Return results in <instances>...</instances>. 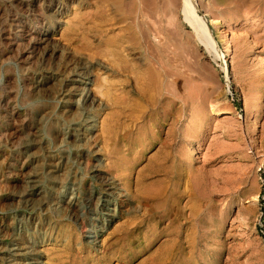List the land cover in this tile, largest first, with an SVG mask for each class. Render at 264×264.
<instances>
[{
    "label": "rangeland",
    "instance_id": "rangeland-1",
    "mask_svg": "<svg viewBox=\"0 0 264 264\" xmlns=\"http://www.w3.org/2000/svg\"><path fill=\"white\" fill-rule=\"evenodd\" d=\"M114 1L71 0L66 7L67 17L56 20L48 10V0H0V17L4 18L0 23V264H30L24 256L8 257V248L15 239L23 240L24 234L17 229L26 221L35 223L37 228L44 227L43 234L29 235L42 250L38 258L45 261L44 264H149L152 261L161 264L168 257L182 264H264V97H257L258 84L261 79L264 81V0H196L197 13L206 18L215 17L223 25L225 34L206 25L218 46L217 54L198 40L197 33L184 20L180 0H174L180 5L164 0L168 1L164 8V1L153 0V4L145 1L148 8L153 7L154 14L146 9L148 13L140 18L155 23L146 22L145 26L149 27L146 30L142 25L137 26L133 35L125 30L119 32L115 24L107 31L109 23L105 19L118 11L110 6ZM128 1L120 5V10H128ZM140 1L131 11L136 13L139 9L143 15L146 7L142 10ZM170 1L177 8L174 9ZM160 10L168 15L164 13L162 17ZM174 12L176 14H171ZM67 21L72 28L74 26L73 30ZM44 24L55 26L57 42L89 66L96 82L102 77L99 80L102 86L95 89L102 107L93 114L94 128L89 132L85 153L78 159L72 146L59 148L60 133L73 118L71 113L59 112L47 93L36 97L32 88L33 77L41 70L38 36ZM155 24L161 26V29L155 27L154 32L159 30L158 36L153 32ZM168 30L173 33L168 35ZM62 32L71 40L64 39ZM116 33L125 36L115 62H110L115 70L111 73L107 69L105 37ZM157 57L161 58L159 64ZM146 58L151 59L158 81L151 90L156 110L150 117L144 115L150 103L132 91L133 80L122 87L119 82L125 79L126 72H118L121 70L118 65L125 63L129 67L131 63L141 62L136 69L145 76L148 71ZM49 66L55 73L64 70L61 64ZM107 81L114 84L111 91ZM122 91L128 93V97L124 95L127 99ZM118 95L123 98L119 105L109 100ZM132 102L140 104L139 107H133ZM215 111L224 113L218 115ZM106 114L114 115L109 133L102 132ZM74 119L79 125H88L83 118L76 116ZM126 133L128 138L137 135V142L133 144L135 152L127 150L126 137L122 138ZM36 136L41 138L39 144H35ZM195 143L201 144L202 151L198 156H191L190 150ZM160 144L169 154L171 165L172 182L163 199L171 208L158 206L157 212L150 217L148 206L141 208L140 197L134 193V171L160 149ZM182 147V157L186 160L184 190L170 193L178 179L177 162ZM48 149L53 154L61 151L67 155L68 160L62 166L63 175L68 173L67 177L47 189L46 205L36 202L33 207H24L15 195L22 189V181L30 167L42 174L44 184L51 182L46 172L51 159L46 152ZM29 150L33 152L32 157H28ZM119 155L123 158L122 169L117 171L111 169L109 163ZM94 165H98L95 167L104 177L115 178L112 185L119 194L114 220L95 240H88L85 235L90 223L94 224L95 233L98 227L88 218L86 207H81L80 216L72 219L67 217L65 210L49 204L56 200L61 186L70 182L76 185L75 194L79 199L87 187L93 196L102 192L107 183L90 177ZM118 177L128 178L130 192L126 193L128 188ZM125 194L128 196H121ZM253 197H256L254 202L251 201ZM157 217L160 223L153 227L156 232L153 241L146 242L141 235L142 218L146 222L156 221ZM150 230L147 229V233ZM144 244L147 246L142 251L140 247ZM101 253L105 258L100 257Z\"/></svg>",
    "mask_w": 264,
    "mask_h": 264
},
{
    "label": "bare ground",
    "instance_id": "bare-ground-1",
    "mask_svg": "<svg viewBox=\"0 0 264 264\" xmlns=\"http://www.w3.org/2000/svg\"><path fill=\"white\" fill-rule=\"evenodd\" d=\"M145 1L146 2L148 1L147 2L148 4L149 3L153 4V0H141L140 1L139 4H141V2L143 4L142 10L145 9V12L143 13V15H142V13L140 12L139 9L136 10V13H133L131 11V7H134L136 4L138 5V3H137L138 0H129L128 2L130 4L128 6L129 7L128 10H126V9L125 10H122V9L120 10V8L123 5V3L125 2V0H115L114 2H111L110 6L112 5V7L115 8L116 11L117 10L118 11L116 13H114L113 16H110L108 19L107 18L105 19V20H108V23H109V24H107V28H108L107 31H110L112 29L111 27L114 26L113 24H115L114 28H117L118 30H120L119 32L125 30V31L128 32L127 34H129V35H133L135 33V31L138 28L137 26L142 25L144 30L149 28V27H147L145 25L147 23H149V25H150L152 22L155 23V21L153 20L151 23L146 21L147 22L146 23V22L143 21L142 18H140V15L143 17L145 15V13H148L147 12L148 10H149L150 13L153 10V7L151 8L150 5H149L150 8H148V6H147L148 4L144 3ZM159 1H164V0H159ZM172 1H174V0H172ZM172 1H170L169 3H171L173 5L172 7H174V9L177 8V5H176V7L174 5L178 4L179 2L175 3L176 1H174L175 4H173ZM157 2H158V0H157ZM165 2H168V1H164L163 2L164 3V4H162L163 8H164V5H166ZM180 2H181V10H182V15L184 17V20L194 30L195 34L197 33L198 40L202 41L204 43L203 45H205L207 47H210L214 54H215V52L217 54V52L219 51L218 46H217L216 42L214 41L213 37L211 36V34L208 32L206 25H212L215 28L216 32H220V33L223 32L224 33L222 23L219 20L215 19V17L213 18V17L210 16L209 18H206L203 14L200 15L199 13H197L196 0H180ZM70 3H71V0H69V1L68 0H48L47 6H48V10L51 13V16L54 19L58 20L59 18H63V17L66 16V14H67V8L66 7L68 6L67 4H70ZM178 5H180V4H178ZM144 7H146V8H144ZM162 7H160V8L162 9ZM169 7H167V8H169ZM20 8H22V7H20ZM146 9H147V11H146ZM156 9H157V7H156ZM169 10H170V8H169ZM158 11H155V12H158ZM162 11H163V14H162V17H163L165 12H164V10H162ZM165 14L168 15V13H165ZM171 14L174 15L176 13L174 12V13H171ZM148 15H150V14H148ZM173 15H172V17H174ZM169 17L171 18V16H169ZM169 17H167V18H169ZM74 19H76V18H74ZM156 19H158V18H156ZM2 20H4V18L0 17V23L2 22ZM67 23H68V25H70L69 21H67ZM120 23L123 24V28L121 27ZM159 24L160 23L158 22V25ZM173 24H174V22H173ZM51 25L44 24L40 28V30H41L40 31V35L38 36V44L40 46V52H39V56L38 57H39V60L41 62V67H39L41 70H40V72L37 75H34L33 80H32V88H33V91H34L36 97L40 96V94L42 92L47 93V95L55 102L56 105L54 107H55V109H58L59 112L66 113L67 111H69L68 113H71L73 118L69 119L67 121V125H66L67 128H65L63 130V132L60 133V138L58 137L59 140H60L59 141V143H60L59 144V148L61 149V147L64 146V145L72 146V148H74V150H75L76 159H78L79 156L81 157V155H83L85 153V150H86V147H85L86 145L85 144L87 143V138L89 137V132L91 130H93V128H94V123L93 122H94L95 116L93 114L95 112H97L98 110H100V108L102 107V104L99 102V99L95 95V89L98 90V87L102 86V82H99V80L102 77L96 82L95 76L92 73V70L89 68V66L85 62H82L79 58L78 59L76 57L74 58L72 55H70V52L63 45H60L59 42H57V38H55V36H54V34L56 32L55 26H51ZM167 26L165 27L166 29H167ZM155 27H156V24H155L154 28ZM158 27H160V29H161V26H158ZM158 27H156V28H158ZM69 28H70V30L71 29L73 30L74 26L72 28L71 25H70ZM150 28H153V27H150ZM154 28H153V32L155 30H157L156 28L155 29ZM139 29H141V27ZM172 29H170V30H172ZM170 30H168V32H166L167 34L169 33L168 35H171L173 33L172 32L170 34ZM174 30H172V31H174ZM150 31H152V30H150ZM161 31H163V30H161ZM157 32H159V30L154 32V33H156V35H157ZM167 34H165V35H167ZM61 35H62V37L64 39H69L70 38L68 34H65L63 32L61 33ZM158 35H160V34L158 33ZM124 36L125 35L123 33H116L114 35H109L108 34L105 37V56H106L107 60L109 61L108 62L109 66L107 67V69L111 73H114L115 70L111 66L110 62L114 61V59H115V57H116V55L118 53L117 51L122 49L123 43H124V39H123ZM173 36H174V34H173ZM167 37H169V36H167ZM179 37H180V35H179ZM142 38H143V35H142ZM147 38H149V37H147ZM69 40H71V38ZM133 40H134V38H133ZM149 41H151V40H149ZM137 43H138V41H137ZM36 46H38V45H36ZM160 46H161V44H160ZM192 46H194V45H192ZM163 49H167V48H163ZM149 50H151V48ZM152 51H154V50H152ZM162 52L164 53L163 50H162ZM164 55H166V54H164ZM118 56H120V55H118ZM136 56H137V54H136ZM157 58H158L157 61H158V64H159V62H160L159 59H161V58L160 57H157ZM166 58H168V57H166ZM170 59H171V57H170ZM144 60L147 61L145 63L146 64L145 66H147V70H148L147 71V75H145V76L141 75L139 73V71H137V69H136L137 66H138V63L142 64L141 62L131 63L129 65V67H127L125 65V63L123 65L122 64L118 65V67L121 69L118 72H121V73L122 72H126L125 79H122V81H120L119 83L121 84L122 87H124L126 84L131 83V80H133L132 83L134 85V89L132 88V91L134 90V92L137 95H139L140 98L143 97V98H145L147 100V102L150 103L149 111H145V114H144L145 116L150 117L156 110L154 108L155 104H156V99H155V97H154V95H153L151 90H152V86L153 85L155 86V83L158 82V81H156V78H155L156 76L153 73V68L151 66V62H152L151 59L150 58H146ZM169 60H168V62H169ZM24 61H26V60H24ZM166 62H164V63H166ZM51 63L61 64L63 66L64 70L63 71H58V72L55 73L53 71V69H52V66H49V64H51ZM153 64H155V63H153ZM159 66H161V64ZM162 67H163V63H162ZM23 69H24V67H23ZM168 69H169V67H168ZM177 69H179V68H177ZM166 71H164V72H166ZM7 72H9V71H7ZM127 72L132 74V76H129ZM172 72H174V71H172ZM8 75H9V73H8ZM11 83H12V81H11ZM27 84H28V82H27ZM107 84H108V89L109 90L114 87L113 82L107 81ZM10 86H11V84H10ZM124 95L126 97H128V93L122 91V96L124 97ZM126 97H124V98H126ZM156 97H157V95H156ZM257 97H258V99H262L264 97V81H263V79H261L259 84H258ZM122 99L123 98H121L118 95V96H114L113 98H110L109 100L117 102V104L119 105V102L122 101ZM123 102H124V100H123ZM124 105H125V103H124ZM139 105H138L137 102H132V106L133 107H139ZM143 109H144V107H143ZM163 111H162V113H163ZM104 112H105V110H104ZM215 112L218 115L224 113L222 111H215ZM76 116L80 117V118H83V120H86L88 122V125L87 126L81 125V124L79 125L77 123V121L74 119ZM100 117H101L100 119H102V116H100ZM113 117H114V115H112V114L109 115V116L106 114V117H105V120H104L105 122H103V125H102V127H103L102 128V132L103 133H109L110 124L113 121ZM40 119H41V116H39V120ZM99 121H101V120H99ZM89 123H91V124H89ZM99 123L101 124V122H99ZM183 135L185 136V133H183ZM127 136H128V134L126 133L122 137V138L126 137L127 150L129 151V153L133 152V151L135 152L136 148L133 147L134 146L133 144H135V142H137V140H135L137 135L134 138L133 137L128 138ZM34 140L37 141L35 144H39L40 141H41V138L39 136H36ZM161 142H163V141L161 140ZM200 143H197V144L195 143V145L192 147V149L190 150V155L191 156H198L199 153H201L202 147H201ZM35 147H36V145H35ZM104 147H102V148H104ZM31 151L29 150L28 157H32L33 152H31ZM183 151H184V149L182 147L181 150H180V155H179L178 162H177L178 167H177L176 175H177L178 179L175 182V187L173 188V186H172V189H170V193L171 192L175 193V192H178V191L183 192V190H184V187H183V183H184L183 174H184V167H185L186 160L182 157L183 156ZM46 152H47L48 156L51 157V159L49 160V162L47 164V167H46V172H48L50 174V178H51L50 181L51 182L49 183V185H46L42 181V174H40L37 170H35V169L31 168V167H30V169H28V171H27V169L26 170L24 169L25 171H27V173L25 172L26 174H25V177H24V179L22 181V183H23L22 189L15 195V198L17 199V202L19 204H21L22 206H24V207H27V206L33 207V204H35L36 202H40L42 205H46L47 202H46L45 195H46L47 189H51L52 186L55 185L56 183H62L64 178L67 177L66 175L68 173L63 175V172H64L63 169L64 168L62 167L63 164H65V161L68 160L67 155L64 152L61 153V151H59L60 153L59 152L58 153L55 152V154H53L52 150H50V149L46 150ZM115 157L116 158L114 159V161L109 163L110 164L109 167L111 169L113 168V169L118 171V170L122 169V165L121 164H122L123 158L120 155L119 156H115ZM94 160L97 162V158H94ZM168 161H169V154L167 153V151L163 150V146L161 145L160 149H157L156 152L147 159L146 163L141 168H139L136 171H134L135 172V180H134V183H133L134 184V188H133L134 193H135V195L137 197H140V201H141L140 202V206H141V208H142V205L148 206V213H150V217L151 216L153 217L154 213L157 212L158 206L159 207L163 206V208H168V210L171 208V205L167 204V202L163 200V199L166 198L165 197V192H167L169 190L168 185L172 182L171 181L172 180V175L169 173V169H170L171 165L168 163ZM95 166H98V165H94V168L91 169L90 177L97 178L98 181H101V182L105 181V183H107V186L105 187V189L102 192H98V194H96V196H93L92 195V190L89 187H87L84 190V192L82 193V198L79 199V197L75 194L76 185L74 186V184L70 182L66 186H61V190L59 191V193H58V195L56 197V200L49 204V205H53L57 209L65 210V212L67 213V217L68 218H72V219H75L78 216H80V214H81L80 208L81 207H86L87 208L86 213H87L88 218H90L92 221H95L96 222V227H98V232L95 233V228L93 227L94 224L90 223L89 227L86 230V235H85L88 238V240H90L91 238H94V239H91V240H95V237L99 236L101 233L105 232L104 228L108 224H111V222L114 220V218L116 217V214H117L116 198H117V196L119 194L114 189V186L112 185L113 179L115 180V178H112L110 176L109 177H107V176L104 177L102 172H101V170L99 168L95 167ZM120 175L121 174L119 173L118 176H120ZM118 179H119V181H121L125 185L126 188H128L126 193H128V191L130 192L128 178L118 177ZM146 181H148V183H146ZM176 186H177L178 190L176 189ZM20 188H21V186H20ZM179 189H181V190H179ZM121 196L127 197L128 195L125 194V195H121ZM92 199H93V203H92ZM42 201H44L45 203L42 202ZM251 201L252 202L256 201V197H253L251 199ZM162 217H164V214L161 215V218ZM167 217L169 218V215H167ZM143 218H142L143 222L141 221V225H140V227L142 229L141 230L142 231L141 235L144 238V241H146V242L147 241H151L152 242L153 241L152 240V236L156 233L155 232V228L153 229V227L155 225H159V223H160L159 217H157L156 221L154 219H150V220H148L146 222L144 221ZM181 221H182V219H181ZM116 223L117 222H115V224ZM147 229H151L150 233H147L148 232ZM17 231H18V233L22 232L24 234V238L21 241V240H17V238L15 237L16 241L8 248V257L24 256L26 259L30 260V262H28L30 264L31 263L32 264H44L45 261H43V260L41 261L38 258L39 254H40V251H42V250L38 249L37 242L33 241L30 238V236H29L30 234L37 233V232L40 233V234H43V231L45 232L44 227L43 228L42 227L41 228H37L35 223L33 224L30 221H26L23 225L19 226ZM16 234L17 233H15V231H14V235H16ZM39 242H41V240H39L38 243ZM146 246L144 244L143 246L140 247V250L143 251L144 249H146ZM171 250H172V248H171ZM125 255L126 254L121 255V257H123ZM100 257H104L105 258V254L101 253ZM10 260H12V259H10ZM163 261H162L161 264H182V263L176 262V258H173V257H171V258L168 257L167 261L164 260V259H163ZM139 264H141V263H139ZM149 264H156V263H154V261H152Z\"/></svg>",
    "mask_w": 264,
    "mask_h": 264
}]
</instances>
